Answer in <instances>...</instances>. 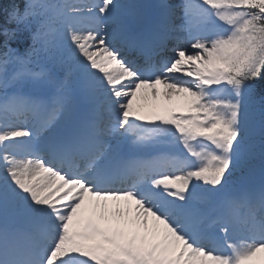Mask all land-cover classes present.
<instances>
[{"label": "snow or ice", "instance_id": "obj_1", "mask_svg": "<svg viewBox=\"0 0 264 264\" xmlns=\"http://www.w3.org/2000/svg\"><path fill=\"white\" fill-rule=\"evenodd\" d=\"M180 8L138 27L117 0L10 7L31 43L0 31V264H264V0Z\"/></svg>", "mask_w": 264, "mask_h": 264}, {"label": "trees", "instance_id": "obj_2", "mask_svg": "<svg viewBox=\"0 0 264 264\" xmlns=\"http://www.w3.org/2000/svg\"><path fill=\"white\" fill-rule=\"evenodd\" d=\"M19 5L21 10L24 7V0H0V31L5 27H11L16 30L17 24L15 22L9 23L7 18V13L10 7L13 5ZM6 37L0 34V52L4 51V41ZM8 44L11 48L21 50L25 44V38L21 34H16L15 36L8 38ZM258 84L264 85V79L258 81Z\"/></svg>", "mask_w": 264, "mask_h": 264}, {"label": "rangeland", "instance_id": "obj_3", "mask_svg": "<svg viewBox=\"0 0 264 264\" xmlns=\"http://www.w3.org/2000/svg\"><path fill=\"white\" fill-rule=\"evenodd\" d=\"M134 1H135V0H126V1H124V2H120L119 4L122 5V6H130V5H132V4H135ZM175 5H178V1H177V0L174 1V4H173L172 6H175ZM21 26H22V28H23V25H21ZM45 70L50 71L47 67H46ZM54 74H55V73H54ZM55 75H56V74H55ZM27 88H30V87H27ZM30 89H32V88H30ZM32 90H35V89H32ZM148 101L151 103V98H150V97H149ZM138 103H144V101H138ZM173 106H175V105H173ZM254 124H255V129H254V133H253V137H252V138H254V137H260V136H261V133H260V124L257 123V120L255 121ZM261 137H262V136H261ZM254 142L259 143L260 140L258 139V140H255Z\"/></svg>", "mask_w": 264, "mask_h": 264}, {"label": "bare ground", "instance_id": "obj_4", "mask_svg": "<svg viewBox=\"0 0 264 264\" xmlns=\"http://www.w3.org/2000/svg\"><path fill=\"white\" fill-rule=\"evenodd\" d=\"M165 3H167L170 0H163ZM183 3V0H181V4ZM180 7V6H179ZM121 203H124L123 201H121Z\"/></svg>", "mask_w": 264, "mask_h": 264}]
</instances>
